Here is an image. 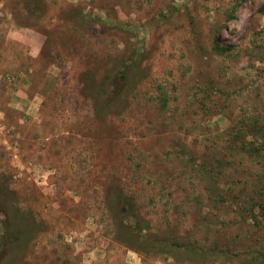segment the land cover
I'll return each mask as SVG.
<instances>
[{
  "label": "rangeland",
  "instance_id": "obj_1",
  "mask_svg": "<svg viewBox=\"0 0 264 264\" xmlns=\"http://www.w3.org/2000/svg\"><path fill=\"white\" fill-rule=\"evenodd\" d=\"M5 217L0 264H264V0H0Z\"/></svg>",
  "mask_w": 264,
  "mask_h": 264
},
{
  "label": "trees",
  "instance_id": "obj_2",
  "mask_svg": "<svg viewBox=\"0 0 264 264\" xmlns=\"http://www.w3.org/2000/svg\"><path fill=\"white\" fill-rule=\"evenodd\" d=\"M122 76V75H121ZM119 200L120 202H122V205L124 207H128L127 208V211L128 212H124V217L127 218V221H129V224L131 223V225L129 226L132 227V223H134L133 219H135V216L132 215V207H130L127 202L125 201L124 198H122L121 196L119 197ZM129 209V210H128ZM0 228L3 232V238H4V244L1 243V246H0V263H1V260H2V253L5 249V246L8 244V239L10 238L11 236V231H13V226L11 224V220L8 218H4L3 220L0 221Z\"/></svg>",
  "mask_w": 264,
  "mask_h": 264
}]
</instances>
